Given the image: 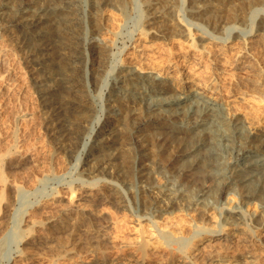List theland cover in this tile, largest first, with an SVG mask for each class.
I'll return each instance as SVG.
<instances>
[{"label": "bare ground", "instance_id": "obj_1", "mask_svg": "<svg viewBox=\"0 0 264 264\" xmlns=\"http://www.w3.org/2000/svg\"><path fill=\"white\" fill-rule=\"evenodd\" d=\"M123 1L126 0H88L90 13L87 21L90 32L100 39L86 44L82 36L84 24L77 7L79 0H0V19L7 24L1 30L15 32L17 42L26 50L24 53L28 55L26 60L30 63L32 84L44 94L39 96L47 109L45 125L51 136L57 135L60 139L73 134L76 135L74 143H77L78 137L89 131L93 124L96 109L88 93L100 86L99 78L111 47L108 22H115V25L120 23L125 13ZM158 1L165 4L151 8L150 16L145 14L153 20L148 25H155V28L158 24H164L156 21L159 19L156 16L158 11L174 10L172 0ZM195 1L203 5H192L193 10L189 8L188 11L194 15H201L194 9L211 6L207 3L209 0ZM241 2L248 3V0ZM107 8L115 11L118 17L111 18ZM167 21L171 24L173 18ZM185 22V41L188 48L194 49V60L196 53L203 57H209L211 53L203 38L211 44L220 43L224 49H232L228 50L233 57L227 64L245 71L243 73L248 77L246 81L250 85L249 91L245 92L242 88L243 78L234 82L224 80L222 75L227 71L225 65L213 66L209 75L201 78L183 75L178 70L174 72L178 61H171L174 58L171 49L169 68L157 71V68L147 65V46L141 42L134 43L130 59L122 60L117 66L118 71L114 73L113 70L111 73L114 75H111L114 79L113 87L104 107L108 115L104 117L103 125L94 127L84 142L83 155L93 166L84 168L82 172L89 175L95 168L101 169L106 186L112 189L110 193L107 191L109 196L106 198H113L117 203L126 202L127 205L126 191L129 187L125 190L126 187L124 189L123 185L114 180L115 167L128 171L133 164H137L136 174L140 179L139 184H142L141 195L147 204L155 206L157 213L170 212L171 208L186 204L206 222L187 223L176 220L177 217L170 219L165 216L154 220L151 215L145 218L148 219V227L137 223L131 231V238L126 239L114 234L117 225L110 218L95 229L91 247L78 257L69 256L73 251L67 250L68 253H55L44 260L35 253H29L27 247H24L17 250L14 257L9 254L4 264L10 261V264H17L15 258L22 259L24 264H264V259L260 262V258L252 251L230 252L234 245L247 243L264 248V125L242 112L236 103L238 99L252 103L248 99L253 95L251 91L258 94L252 97L253 100L264 102V35L253 33L255 26L261 28V23L252 21L249 32L241 30L238 35L240 46L238 42H230L226 46L225 41L231 38L230 32L237 27L232 26L229 33L221 37L214 35L213 31L203 32L206 30L197 21L188 18ZM191 26L201 35L198 44L191 33ZM145 28L140 33L144 37L155 29ZM164 28L151 33L162 38L167 35ZM5 52L0 50V61H5ZM87 55L90 61L85 63ZM2 75L0 72L1 87L6 85ZM112 108L120 110L118 118L109 115ZM29 116L28 113H22L18 118L23 120ZM12 136V145L5 154L0 153V163L11 152L17 158L22 156L17 149L15 132ZM116 150L123 152L127 158L121 166L116 162ZM161 153L167 156L165 163L160 160ZM157 165L166 169L172 179L157 178ZM201 177L204 180L193 196L194 180ZM78 180L86 190L81 198L89 199L92 190H97L99 179L88 180L81 175ZM5 185L16 192L23 188L17 183L5 182ZM69 189L70 197L66 199V204L61 203L63 197L57 191V195L50 198L47 205L60 209L63 216L82 214L93 220L94 224V219L101 216L102 209L98 211L88 208L79 202L80 198L75 199L74 189ZM224 193L238 197L239 202L231 204L225 199V203H218L217 198ZM249 199L260 201L258 210H249ZM7 207L8 203L0 198V236L6 224ZM49 218L46 217L47 220ZM40 222L30 221L29 229L17 226L12 233L30 246L44 245ZM111 229L114 232H109ZM43 234L46 235L45 232ZM103 243L105 248H94L93 244ZM3 256L0 253V258Z\"/></svg>", "mask_w": 264, "mask_h": 264}, {"label": "rangeland", "instance_id": "obj_2", "mask_svg": "<svg viewBox=\"0 0 264 264\" xmlns=\"http://www.w3.org/2000/svg\"><path fill=\"white\" fill-rule=\"evenodd\" d=\"M79 1V3L77 2V7L79 8L78 11L84 24L82 29L83 34H81L84 42L86 44H91L98 40L99 36L90 32L87 21V17L90 13L88 0ZM172 1V6L174 7L173 11L162 9L156 13V16L159 17L156 21H161L164 24H169L170 22H168L167 19L173 18V23L166 25L167 27L164 24V26L158 24L159 26L156 25V28L155 25H148L153 22V20L151 21L146 16H150V9L157 8V4H165V2L161 3L158 0L123 1L122 7L125 13L124 16H122L120 23L115 25V22H108L109 29L111 30V33L108 35L111 44L109 57L99 78L100 86L94 90H90L88 93V96L92 99L91 101L95 106L96 117L94 116L93 124H91L89 131L78 137L77 143H74L73 138L76 135L73 134L60 139L57 138V135L51 136V134H49L45 125V114L47 109L45 110L46 107L44 108L43 103H41L42 100H40V96H42L43 93L37 91L32 84L33 80L30 73V63L26 60L28 59V55L24 53L26 50H23L21 44L17 42L18 40L15 38V32H8L4 29L1 30L2 26H6L7 24L3 22V19H0V24L2 23V25H0V33L2 34H0V50H3L4 52L6 51L5 61H0V72L3 74L2 76L6 81V85L4 84L3 87L0 86V108L2 107L0 109V153L5 154L7 149L12 145V134L15 132L17 149L22 155L17 158L16 154L12 152L8 153L6 154L7 158L5 157L4 159L5 161L3 160V162L0 163V198L3 202L8 203L6 224L4 226L5 230L3 229L0 236V240H2V244H0V249L2 248V251L0 250V253L4 255L0 258V264L5 263L9 254H12L14 257L16 254L15 252L24 247H27L26 251L29 253H35L36 256L44 260L51 258L55 253H68L67 250L73 251V254H70L69 256L78 257L82 255L86 249L91 247L92 235L95 229L99 225H103L105 221L110 218L116 222L117 230L114 232V230L111 229L109 232H114V234H117L119 237L126 239L131 238V231L137 223L140 222L142 225L148 227L147 225H149V222L148 219L145 218L150 217L151 215L154 216V220L158 219L160 216H165L170 219L177 217L176 220L180 219L183 222L188 221L187 223H193V221H199L202 223L206 222L204 218H200L198 212L192 211L191 207H188L186 204L185 206L178 205L179 207L175 206L171 208L169 211L171 212L173 209V214L168 211L157 213L154 210L155 206L149 203L147 204L141 195L142 184H139L140 179L136 174L137 164L136 166L133 164L132 169L128 171L119 166L115 167L116 178H114V180H117L118 183L123 185L124 189L126 187L125 190H127L128 187V191L130 189L129 192L126 191L128 200L127 205L126 202L117 203L113 198H106V196H109L112 189L106 186L104 177H102L103 173L101 169L95 168L92 170V174L89 175H84L82 172L84 168H88V166L90 168V166H93L91 165L92 163L90 164L87 162V157L83 155L84 142L94 127L99 128V126L103 125V120H105L104 117L108 115V111L104 107L105 103H107L109 91L113 87L114 75L111 73L113 70L114 73L116 72L117 66L122 60L130 59L132 55L131 46L134 43L141 42L147 46V65L149 67L157 68V71L168 69L169 62L177 60L178 64L174 72L178 70L183 75L201 78L208 76L212 71L213 66L218 67L219 65H225L227 71L222 75L224 76V80L234 82L243 78L244 84H242V88L245 92L249 91L250 85H248V82L246 81L248 77L243 73L245 71L229 67L227 64V61H230L233 57V55H231L232 53H228V50L231 51L232 49H224L225 47H222L220 43L214 42L211 44L208 39L203 38V42L207 45L208 49H210L211 53L209 54V57L208 55L203 57V55L200 56L196 53L197 57L194 60V49L193 47L188 48L187 42L185 41L184 26L187 25L185 21H188L189 18V20L197 21L199 24L203 25L204 30H206L203 32L213 31L212 33L214 35L221 37L228 34L232 26L237 27L236 30L230 32L231 38L225 41V45L228 46L231 43L235 44V42H238L237 45L240 46L238 41L240 36L238 35L242 29L246 30L245 32H249L251 30L252 21L255 23H261V28L258 29L256 28L257 26H255L253 33H263L264 35V0H248V3L241 2L244 0H231L233 3L228 2L227 0H209L207 3L211 6L194 9L195 11L200 12L201 15L197 14L198 16L192 14L191 11L188 10H193L191 7L192 5L199 7L203 4H198L199 2L195 0ZM245 2H247V0H245ZM106 11L113 19L114 17H118L117 13L111 8H107ZM160 25L165 27L164 32L167 34L162 38L159 37L158 34L151 33L153 30L154 32H159L163 29V27L160 28ZM193 26L190 27L192 28L191 33L194 34L196 44H198L197 41L199 39L201 40V35L197 33L195 27L193 29ZM225 26H228V28H224ZM111 27L114 33H112ZM151 27H154L155 29H152L147 36L144 37V35L140 34L142 28L148 29ZM235 37L237 38L235 39ZM170 49L173 51L174 58L171 59V61H168V58L170 57ZM219 54L223 56L221 57ZM89 61V56H85L84 62L86 63ZM4 70L5 72H3ZM107 83L108 87L106 88ZM101 86L103 87L100 88ZM251 93L253 95L249 96L248 99H250L252 103L243 99H238V102L236 103L240 106L242 112H246L255 121L264 125V102L253 100L252 97L258 96V94L252 91ZM22 113H28L30 116L27 119L20 120L18 117L22 115ZM119 114L120 110L118 108H112L109 110V115L114 118H118ZM68 144L74 145L70 146ZM89 149L91 150V147H89ZM170 152H172L171 149ZM115 156L118 165L121 166L126 163L127 158L123 152L116 150ZM166 158L167 156L165 153H161L160 160L163 163L167 161ZM158 166L159 165H157V167ZM156 170L158 172L157 178L160 180L166 178L172 179L170 176L171 174L163 167L159 166ZM81 175L88 180L93 178L99 179V183L96 185V187L98 186L96 188L97 190H92L93 192H91L92 195L89 199L81 198L83 191H86L79 184L78 179ZM203 180L202 177L195 178L193 184L195 185L193 196L198 191L199 184ZM5 182L17 183L20 188L23 187L24 189L22 188V191L20 190L19 192H16L12 190L11 187H7ZM70 187L74 189L75 199L80 198L79 202L84 205L86 204L85 206L88 208L90 207V209L93 208L98 211L101 209L103 210L100 211L102 217L99 216V218L94 219L95 221L98 219L96 222L94 221V224L93 220L89 218L87 219V217L82 216V214H75V216L73 213L63 216L59 211L60 209H57V207L55 208V206L52 207L51 205H47L48 200L50 201V198L57 195V191L60 192L61 194L59 193V195L63 197L61 203L66 204V199L70 197ZM107 191L109 193H107ZM103 196L104 198H102ZM225 199L231 204L239 202L238 197L230 195L229 193H224L217 198V202L223 204V202L225 203L226 201ZM87 200H89L90 203H88ZM249 200L251 202V205H248L249 210H258L259 205L261 204L260 201ZM19 217H21L20 220ZM46 217L50 218L47 220ZM26 219H29L30 221L35 220L37 222L41 221L42 228L40 230L45 239L44 245L30 246L28 242H21V238L16 237L13 234V231L17 226H20L23 229H25V227L26 229H29L30 221L26 223ZM89 221L91 224L88 223ZM67 223L69 224V227ZM44 228H46V230ZM44 232L46 235L43 234ZM67 232L70 234L67 235ZM93 245H95L94 248L102 249L106 247L104 243ZM247 251H252L256 254L260 258V262L264 259V248L258 245H255L254 247L250 246V243H247L246 245L239 244L237 246L234 245L233 248L230 249V252L232 253H242ZM14 261L17 264H24L22 259L19 258H15ZM42 262L43 260H41V263ZM10 263L11 261L8 264Z\"/></svg>", "mask_w": 264, "mask_h": 264}]
</instances>
